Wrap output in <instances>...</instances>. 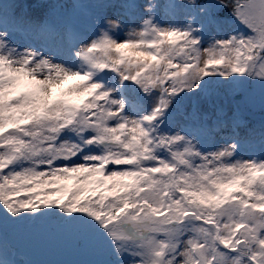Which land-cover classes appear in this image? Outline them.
<instances>
[{
    "label": "snow or ice",
    "instance_id": "obj_1",
    "mask_svg": "<svg viewBox=\"0 0 264 264\" xmlns=\"http://www.w3.org/2000/svg\"><path fill=\"white\" fill-rule=\"evenodd\" d=\"M0 264H264V0H0Z\"/></svg>",
    "mask_w": 264,
    "mask_h": 264
},
{
    "label": "rangeland",
    "instance_id": "obj_2",
    "mask_svg": "<svg viewBox=\"0 0 264 264\" xmlns=\"http://www.w3.org/2000/svg\"><path fill=\"white\" fill-rule=\"evenodd\" d=\"M72 83H74V81H66L65 84L62 85L60 89L54 90V93H59L61 91H65L68 87L71 86Z\"/></svg>",
    "mask_w": 264,
    "mask_h": 264
}]
</instances>
